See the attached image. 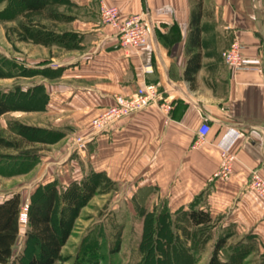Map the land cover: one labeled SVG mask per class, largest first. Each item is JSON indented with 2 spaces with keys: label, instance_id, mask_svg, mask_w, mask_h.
I'll return each mask as SVG.
<instances>
[{
  "label": "crops",
  "instance_id": "crops-1",
  "mask_svg": "<svg viewBox=\"0 0 264 264\" xmlns=\"http://www.w3.org/2000/svg\"><path fill=\"white\" fill-rule=\"evenodd\" d=\"M201 1L195 45L188 30L193 0H66L54 7L58 16L36 13L35 20L52 32L72 33L78 40L69 47L20 39L25 68L34 73L22 77L30 81L27 87L16 86L40 87L45 99L34 110L8 113L33 114L34 127L70 140L84 137L80 153L86 167L112 184L132 186L133 193L145 191L171 215L196 199L204 202L211 218L204 264L220 238L221 261L264 264V195L248 185L253 170L264 180V0ZM102 5L117 8L123 18L140 16L148 28L147 45L139 52L123 47L101 22ZM234 41L254 65L235 76L221 56ZM195 52L200 65L188 79L187 61ZM142 83L155 84L171 102L167 118L148 106L108 130L92 132L91 121L113 106L115 97L132 95ZM202 123L209 131L196 145ZM220 148L235 156L225 179L213 178ZM70 161L63 166L74 165Z\"/></svg>",
  "mask_w": 264,
  "mask_h": 264
},
{
  "label": "rangeland",
  "instance_id": "rangeland-1",
  "mask_svg": "<svg viewBox=\"0 0 264 264\" xmlns=\"http://www.w3.org/2000/svg\"><path fill=\"white\" fill-rule=\"evenodd\" d=\"M3 7L0 4V10ZM1 17L0 90H8L16 84L27 87L30 81L21 75L25 74L21 72L25 65L24 55L19 51L21 35L18 24L3 21ZM13 122L34 127L35 117L33 114L8 113L0 118V140L11 144H0V198L7 193H18L21 201L20 231L12 250V260L23 256V251L27 250L24 233L32 195L40 186L52 183L59 194L56 217L62 212L70 222L69 237L54 264H170L173 259L177 262L183 260L179 254L183 246L190 251L194 264H204L205 257L202 259V255L205 253L206 256V249L202 241L206 237L208 239L209 232L192 230L185 239L186 227L177 228L173 245L174 252L179 255L171 258L170 244L164 237L166 232L159 227L162 217L157 214L162 211L161 202L148 199L149 194L145 191L133 193L130 185L103 184L98 179L93 181L91 173L98 171L86 167L87 162H83L80 153L84 144L80 147L81 143L77 141L80 138L84 140V137L70 140L60 132V139L53 143L28 144L10 130L9 125ZM58 142L62 145L54 148ZM68 143H72L73 147ZM51 148H54L52 155L47 153ZM71 159L74 165L64 167L66 162L70 164ZM52 162L54 165H49ZM52 177L54 180L49 181ZM136 201L145 212L156 211L155 208L158 211L154 212V216L141 215L135 209ZM152 204L156 206L150 209ZM177 221L181 222V227L185 226L183 217L177 216Z\"/></svg>",
  "mask_w": 264,
  "mask_h": 264
},
{
  "label": "trees",
  "instance_id": "trees-1",
  "mask_svg": "<svg viewBox=\"0 0 264 264\" xmlns=\"http://www.w3.org/2000/svg\"><path fill=\"white\" fill-rule=\"evenodd\" d=\"M66 0H0V4L4 7L0 10L3 21H14L18 24L20 39L29 38L32 41L43 42H58L65 46L72 47L76 44L77 36L72 33H63L58 35L50 30L49 27L43 26L35 20V14L42 11L46 12L49 16H58V10L54 7L58 3L65 2ZM202 13V1L193 0L190 21L188 25L190 43L193 45L199 43L201 26L200 17ZM188 48V53H189ZM11 63L7 60V63ZM12 65V64H11ZM200 65V56L195 52L188 58L187 67L185 70L186 77L189 79V73L198 69ZM25 70V71H24ZM22 76L31 75L34 72L30 69L23 68L21 71ZM45 96L40 87H32L27 91H22L19 86H16L11 91L0 90V118L10 112L16 110H34L44 102ZM10 130L23 139L28 144L38 143L46 144L53 143L60 139L56 130L41 129L19 122H13L10 125ZM48 136H51L48 138ZM59 136V137H58ZM3 146L11 145L6 140H0ZM91 178L98 179L103 184L111 183L109 179L105 178L100 173H91ZM86 181V180H85ZM91 182V180H90ZM59 194L55 184L48 183L47 185L40 186L32 195L27 210V223L25 236V246L27 250L23 251V256L19 255L12 260V250L16 244L19 231V215H20V196L18 193L11 194L8 197L0 200V264H54L58 258L60 249L66 243L69 232L70 222L64 213L60 212L56 217V206ZM134 200H137L135 197ZM135 202V201H134ZM197 199L189 204L186 210L178 211L175 215H171L167 209H162L158 212V216L162 217V222L159 227H162L165 239L169 242L170 257L182 256V261H173L170 264H194L193 257L190 251L184 246L181 248L180 253L174 252L173 236L176 234L177 228L187 229L185 239L190 236L192 230L203 229L209 231L211 222L210 215L205 207L204 202L197 203ZM136 211L139 214L147 216H154L158 211L155 208L153 212H145L141 206L134 203ZM160 209V208H159ZM178 217H183L185 226H180L181 222L177 221ZM164 218V219H163ZM176 218V220H174ZM176 227V228H174ZM179 229V231H180ZM153 231V230H152ZM168 234V235H167ZM183 235V234H182ZM173 239V240H172ZM157 241V239H155ZM186 241V240H185ZM207 237L203 239L205 244ZM224 238H220L215 243L207 264H235L229 261H221L218 258V252L223 245ZM117 246L119 245V235L117 239ZM25 252L27 253L25 255Z\"/></svg>",
  "mask_w": 264,
  "mask_h": 264
},
{
  "label": "built area",
  "instance_id": "built-area-1",
  "mask_svg": "<svg viewBox=\"0 0 264 264\" xmlns=\"http://www.w3.org/2000/svg\"><path fill=\"white\" fill-rule=\"evenodd\" d=\"M101 22L109 26L114 31L120 44L123 47L131 48L139 52L148 43V28L144 20L140 16H130L123 18L120 12L115 7L102 5L99 10ZM225 65L231 70L233 76L241 72H250L254 69V65L245 60L240 53L238 42L234 41L227 49L221 53ZM145 71L147 68L145 67ZM148 106H155L166 116L171 110V102L168 101L159 91L155 84L142 83L135 92L128 96L115 97L114 104L110 108L103 111L99 116L91 122L92 132H100L108 130L113 125L122 119L139 112ZM209 131V126L202 123L198 129V140L196 145L203 142ZM80 142V147H83L84 140ZM220 162L219 167L214 172L213 178L225 179L232 170V164L235 156L227 152L224 148L219 149ZM249 189L259 196L264 195V180L259 175L258 170L250 172Z\"/></svg>",
  "mask_w": 264,
  "mask_h": 264
}]
</instances>
